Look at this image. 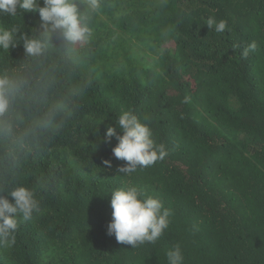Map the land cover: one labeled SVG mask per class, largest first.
Here are the masks:
<instances>
[{"label":"trees","instance_id":"16d2710c","mask_svg":"<svg viewBox=\"0 0 264 264\" xmlns=\"http://www.w3.org/2000/svg\"><path fill=\"white\" fill-rule=\"evenodd\" d=\"M209 17L226 30L208 29ZM41 23L38 12L0 15L28 36ZM92 26L83 60L57 72L62 90L89 87L67 127L26 162L20 182L40 210L20 221L0 264H168L177 244L183 264H264V0H101ZM25 59L22 43L10 47V67ZM124 111L168 153L130 174L112 153L118 140L104 139ZM126 186L172 210L155 244L132 249L107 234L111 191Z\"/></svg>","mask_w":264,"mask_h":264},{"label":"clouds","instance_id":"9594fccd","mask_svg":"<svg viewBox=\"0 0 264 264\" xmlns=\"http://www.w3.org/2000/svg\"><path fill=\"white\" fill-rule=\"evenodd\" d=\"M100 8L101 0H43V7H38V0H0V15L17 17L19 9L38 12L42 21V31L32 36L17 25H0V57L6 54L7 59V63L0 62V248L13 246L20 221H31L40 210L36 190L22 184L20 177L26 162L47 150L80 107L79 99L90 82L78 81L62 90L57 72L61 65L76 66L83 60L80 53L93 40L92 22ZM206 26L223 33L227 21L209 17ZM55 33L63 39L59 47L52 43ZM20 43L26 59L22 67L12 68L8 51ZM257 47L253 41L242 56L246 58ZM54 54L59 56L57 62L51 60ZM115 124L116 128H107L104 139L108 143L113 137L118 140L112 153L127 162L119 172L130 174L151 167L168 155L163 145L154 143L150 127L131 111L119 115ZM116 129L122 135H117ZM104 164L111 167L110 161ZM110 207L107 234L132 249L160 240L173 215L158 197L143 196L136 186L112 190ZM166 256L168 264H183L179 244Z\"/></svg>","mask_w":264,"mask_h":264}]
</instances>
